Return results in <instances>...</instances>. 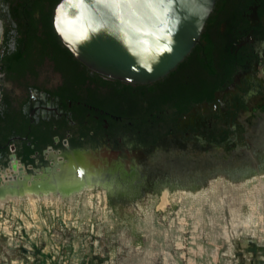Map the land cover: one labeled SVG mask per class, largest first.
Returning <instances> with one entry per match:
<instances>
[{
  "label": "flooded vegetation",
  "instance_id": "af4514ba",
  "mask_svg": "<svg viewBox=\"0 0 264 264\" xmlns=\"http://www.w3.org/2000/svg\"><path fill=\"white\" fill-rule=\"evenodd\" d=\"M59 1H1L2 169L85 153L105 165L96 185L132 204L264 174V0H216L191 51L146 82L77 57L55 25Z\"/></svg>",
  "mask_w": 264,
  "mask_h": 264
},
{
  "label": "rangeland",
  "instance_id": "374dc122",
  "mask_svg": "<svg viewBox=\"0 0 264 264\" xmlns=\"http://www.w3.org/2000/svg\"><path fill=\"white\" fill-rule=\"evenodd\" d=\"M242 188L218 179L208 197L170 188L133 204L99 185L11 198L0 264H264V174Z\"/></svg>",
  "mask_w": 264,
  "mask_h": 264
},
{
  "label": "water",
  "instance_id": "95a60500",
  "mask_svg": "<svg viewBox=\"0 0 264 264\" xmlns=\"http://www.w3.org/2000/svg\"><path fill=\"white\" fill-rule=\"evenodd\" d=\"M0 0V5H1ZM216 0H60L55 25L64 43L90 67L134 82L155 80L174 68L201 36ZM4 21L0 17V41ZM2 67V65H0ZM21 163V162H20ZM23 170L3 178L0 199L27 192L72 191L103 171V162L87 154L58 160L45 168ZM18 161L13 164L17 168Z\"/></svg>",
  "mask_w": 264,
  "mask_h": 264
},
{
  "label": "bare ground",
  "instance_id": "6f19581e",
  "mask_svg": "<svg viewBox=\"0 0 264 264\" xmlns=\"http://www.w3.org/2000/svg\"><path fill=\"white\" fill-rule=\"evenodd\" d=\"M17 161V160H16ZM20 166H22V164L20 163V162H18V166H17V168H10V170L9 171H2L1 172V176L3 177V178H5L6 176H10L11 174H14L15 172L16 173H19V172H21L22 170H23V168L22 167H20ZM106 182L104 181V180H97L96 179V177H94V175H93V173L89 176V179L87 180V181H85V182H82V183H80V186L79 187H76L75 189H73L72 191H65V192H59V194H69V195H73V194H75L78 190H81V189H83V188H85V187H93L94 185H96V184H101V185H104ZM109 187V186H108ZM185 193H188V194H190L191 196H193L194 198H196V199H199V198H201L202 197V194L200 193V192H194V191H191V190H188V189H185V191H184ZM38 192H27V193H23V194H20V195H16V196H11V197H6V198H1L0 199V207H2L4 204H5V202L7 201V200H9V199H11V198H15V199H17V198H21V197H24V196H28L29 198H30V200H31V202L32 203H34V201H35V197H34V195L35 194H37ZM55 193L53 192V191H48V192H44V194H43V196H42V198H44L45 200H50V199H55V198H57V199H59V198H61V195H54ZM167 191L164 193V195H163V202H162V204H165V203H167ZM184 196V195H183ZM187 197V196H186ZM10 201V200H9ZM182 201V200H181ZM199 208V207H198Z\"/></svg>",
  "mask_w": 264,
  "mask_h": 264
},
{
  "label": "snow or ice",
  "instance_id": "6c2138e0",
  "mask_svg": "<svg viewBox=\"0 0 264 264\" xmlns=\"http://www.w3.org/2000/svg\"><path fill=\"white\" fill-rule=\"evenodd\" d=\"M101 2H107L111 5H118L121 2V0H101ZM125 2L131 3L133 2V0H125ZM144 2L150 4L151 0H144ZM169 2H171V0H169Z\"/></svg>",
  "mask_w": 264,
  "mask_h": 264
}]
</instances>
